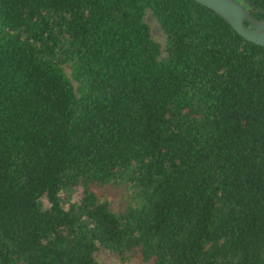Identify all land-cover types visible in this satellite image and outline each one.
Here are the masks:
<instances>
[{
  "label": "trees",
  "instance_id": "trees-1",
  "mask_svg": "<svg viewBox=\"0 0 264 264\" xmlns=\"http://www.w3.org/2000/svg\"><path fill=\"white\" fill-rule=\"evenodd\" d=\"M106 255L264 264V44L196 0H0V264Z\"/></svg>",
  "mask_w": 264,
  "mask_h": 264
},
{
  "label": "water",
  "instance_id": "water-1",
  "mask_svg": "<svg viewBox=\"0 0 264 264\" xmlns=\"http://www.w3.org/2000/svg\"><path fill=\"white\" fill-rule=\"evenodd\" d=\"M220 14L245 39L264 44V16L249 12L250 0H196ZM264 13V10H262ZM248 21V24L245 23Z\"/></svg>",
  "mask_w": 264,
  "mask_h": 264
},
{
  "label": "rangeland",
  "instance_id": "rangeland-1",
  "mask_svg": "<svg viewBox=\"0 0 264 264\" xmlns=\"http://www.w3.org/2000/svg\"><path fill=\"white\" fill-rule=\"evenodd\" d=\"M146 20L150 23L151 28H152V32L155 35V37H157L160 40H163V34L161 33V31L158 29L155 21L153 20L152 16L150 14H148L146 16ZM107 256V255H106ZM107 258H109L111 264H145L142 261H140L139 258L137 257H131L130 259H128L127 261H125L124 263H120L117 259L113 258V257H109L107 256Z\"/></svg>",
  "mask_w": 264,
  "mask_h": 264
}]
</instances>
